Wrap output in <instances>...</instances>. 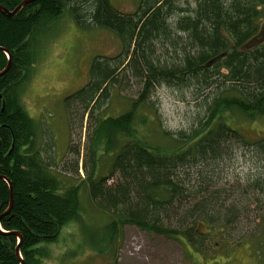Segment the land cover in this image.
<instances>
[{"label": "trees", "instance_id": "trees-1", "mask_svg": "<svg viewBox=\"0 0 264 264\" xmlns=\"http://www.w3.org/2000/svg\"><path fill=\"white\" fill-rule=\"evenodd\" d=\"M22 1L0 5L13 11ZM64 12L81 28L107 29L120 42L116 54L94 55L87 82L63 98L65 112L76 108L88 123L82 177L76 167L71 175L57 168L50 136L40 139L20 101L38 58L34 38ZM263 18L264 0H137L132 11L112 0H31L12 16L0 11V264H41L49 255L45 244L81 218L84 194L109 217L91 231L93 242L107 243L133 225L208 255L209 232L225 239L249 214L254 226H263L264 137L247 140L229 115L264 114V42L241 48ZM130 79L138 89L130 108L105 114ZM160 87L193 102L197 113L187 129L160 130L172 142L168 148L139 132L149 109L152 123L160 122L150 99ZM246 151L256 169L233 175V163ZM202 224L205 233L198 232Z\"/></svg>", "mask_w": 264, "mask_h": 264}, {"label": "rangeland", "instance_id": "rangeland-1", "mask_svg": "<svg viewBox=\"0 0 264 264\" xmlns=\"http://www.w3.org/2000/svg\"><path fill=\"white\" fill-rule=\"evenodd\" d=\"M112 1L122 11H132L137 4V0ZM40 33L34 38L38 58L31 67L30 76L21 84L20 101L37 122L40 136L46 134L45 140L50 136L52 155L60 164L57 168H66L65 173L71 175L76 167L82 177L83 159L84 163H88L87 156L84 157L88 123L86 115L81 119L78 116L81 111L76 108L66 113L63 98L87 82L89 62L94 55H114L120 51V42L107 29L81 28L65 12L57 19L46 22ZM262 42L264 18L257 34L241 48H251ZM130 83V87L120 89L119 94L111 98L103 110L105 114L116 115L130 108L131 98L138 90L133 79ZM178 97V92L160 87L150 98L156 101L154 107L160 122L158 126L152 123L154 110L149 109L147 115L150 120L139 132L151 145L172 147V142L164 138L160 130L173 133L192 124L197 114L193 102L181 101ZM229 115L247 140L264 137V114L250 119L237 113ZM76 150L79 151L78 157ZM253 161V153L246 151L244 156L235 160L230 172L233 175L253 172L256 169ZM80 202L81 218L77 223L64 225L57 240L45 244L49 255L41 264H264V237L260 236L264 225L254 226L257 221H251V214L230 232L231 236L225 235V239L209 232L203 244L209 254L203 255L184 240L155 235L133 225L120 228L117 236L107 243L105 239L93 242L91 231L98 230L108 222L109 217L95 208L86 194L81 196ZM252 208L257 206L253 204ZM258 213L263 217L264 207H260ZM197 229L201 233L208 231L203 224ZM240 234H244V238L237 239Z\"/></svg>", "mask_w": 264, "mask_h": 264}, {"label": "water", "instance_id": "water-1", "mask_svg": "<svg viewBox=\"0 0 264 264\" xmlns=\"http://www.w3.org/2000/svg\"><path fill=\"white\" fill-rule=\"evenodd\" d=\"M29 1H31V0H23L20 4H18L14 9H13V11H9L8 9H6L5 7H3V6H1L0 5V11H1V13H3V14H6L7 16H12V15H14L16 12H18L21 8H22V6L25 4V3H27V2H29ZM0 50H3V48H0ZM8 56V58H9V55H7ZM8 67H9V61L7 62V65H6V67L3 69V71L2 72H5L7 69H8ZM10 185V184H9ZM10 187V190H11V186H9ZM11 197V196H10ZM10 202H11V198H10ZM9 207H10V204H9ZM14 234L15 235H17V237H18V241H20V235L18 234V233H16V232H14ZM18 249V247L16 248V250ZM22 264V263H21Z\"/></svg>", "mask_w": 264, "mask_h": 264}]
</instances>
